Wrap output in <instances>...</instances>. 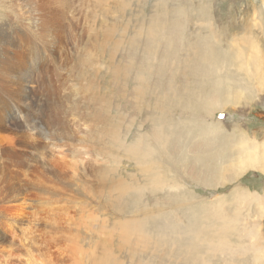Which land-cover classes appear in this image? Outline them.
<instances>
[{
	"label": "rangeland",
	"instance_id": "rangeland-1",
	"mask_svg": "<svg viewBox=\"0 0 264 264\" xmlns=\"http://www.w3.org/2000/svg\"><path fill=\"white\" fill-rule=\"evenodd\" d=\"M255 144L264 0H0V264H264Z\"/></svg>",
	"mask_w": 264,
	"mask_h": 264
},
{
	"label": "bare ground",
	"instance_id": "bare-ground-1",
	"mask_svg": "<svg viewBox=\"0 0 264 264\" xmlns=\"http://www.w3.org/2000/svg\"><path fill=\"white\" fill-rule=\"evenodd\" d=\"M251 150L252 152L250 151L248 153L245 160H247V162H250L253 168L255 167V169H258L261 173L264 172V145L262 147H259L255 144L253 145ZM259 162H262L263 164H259ZM258 166H260L261 168H258Z\"/></svg>",
	"mask_w": 264,
	"mask_h": 264
},
{
	"label": "crops",
	"instance_id": "crops-1",
	"mask_svg": "<svg viewBox=\"0 0 264 264\" xmlns=\"http://www.w3.org/2000/svg\"><path fill=\"white\" fill-rule=\"evenodd\" d=\"M258 170V169H257Z\"/></svg>",
	"mask_w": 264,
	"mask_h": 264
}]
</instances>
